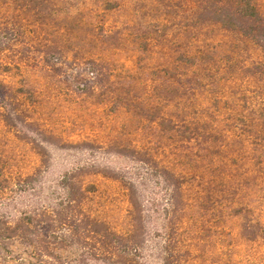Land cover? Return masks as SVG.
<instances>
[{
    "label": "rangeland",
    "instance_id": "obj_1",
    "mask_svg": "<svg viewBox=\"0 0 264 264\" xmlns=\"http://www.w3.org/2000/svg\"><path fill=\"white\" fill-rule=\"evenodd\" d=\"M196 2L0 0V264H264V239L246 217L209 201V167L254 165L247 153L264 159V136H196L180 120L194 115L163 87L186 49L207 45L228 58L227 105L264 131L262 47L247 24L195 39ZM232 116L225 122H243ZM163 118L179 128L163 132ZM123 147L147 157L130 162ZM135 165L148 167L136 187ZM162 166L188 187L184 211H173ZM254 180L245 198L256 207L264 178Z\"/></svg>",
    "mask_w": 264,
    "mask_h": 264
},
{
    "label": "trees",
    "instance_id": "obj_2",
    "mask_svg": "<svg viewBox=\"0 0 264 264\" xmlns=\"http://www.w3.org/2000/svg\"><path fill=\"white\" fill-rule=\"evenodd\" d=\"M190 18L193 27H195L194 38L204 41L214 25L243 28L247 24L249 35L262 47L264 53V17L261 15L258 0H197L196 8ZM186 50L184 55L174 64L175 69L167 71V74L164 75L165 79L163 83L164 90L167 92L166 94L174 92L176 95H179L180 103L178 111L183 115H194L190 121L188 119L185 121L180 119L182 124L190 122L189 125H191L190 128L189 125H183L184 130L182 131L189 128L196 136H200L204 135L203 132L205 130H210L208 132L211 134L213 131L227 129V131L232 130L233 134H236L240 141L252 139L254 135L263 137L264 131L254 128L255 115L252 117H242V110H237L234 109V106L227 105L232 100V97H227L226 95L228 77L225 74V65H227L228 58H225L223 53H213L208 49L207 45L203 44L197 46L194 50ZM257 65L264 67V59L257 62ZM258 70L260 74L262 73L260 76L264 78V68ZM122 92L124 94L119 97L121 101L125 98L123 96L129 94V90L125 91L122 89ZM236 95H238V90L232 93L233 97ZM129 98L126 97L125 100ZM0 100L1 102L4 101L1 88ZM204 100H207V102H204ZM137 105L138 102H136ZM161 106L160 104L159 107ZM252 113L255 114L254 112ZM261 114L258 115L260 116ZM226 115H233V119H239L243 122L233 125L226 123ZM208 117L209 122L206 119ZM211 120L217 122L214 123L217 125H212V128L210 125ZM221 121L225 123L226 127L218 125ZM156 124L165 133L173 132V130L176 131L179 128L178 121L171 118H163ZM214 150L217 149L214 148ZM117 152L122 157H127V160L130 162L137 161L140 163L141 161L143 163L147 157L146 149H137L136 147H123V150L119 149ZM262 152L259 149L256 153H247L250 158H253V161L255 160L254 165L227 170L224 167H209V176L211 177L209 201L215 205V210L217 209L222 212L226 209L227 211L243 214L247 219V223L244 225L245 228L249 227L254 236L255 234H259L264 239V223L260 221V213L264 212V205L254 207L245 198L246 190L248 187L251 188L249 185L251 182H248V177L252 175L255 180L259 177L264 178V159H261ZM242 154L246 157L248 156L245 151L241 152ZM233 168H237V166H233ZM147 169V165H135L134 170L142 172L139 175V181H131L132 186L136 187V185H139L138 183H143ZM101 170L102 172H108L105 167ZM160 171L166 183V189L170 191L172 198L175 200L173 211L176 209L184 211L188 187L185 181L181 180V173L173 169L170 170L165 166H162ZM111 175L115 178L126 179L125 175L120 171H113ZM253 184L256 185L255 182L251 185ZM217 203L219 206H216ZM165 210L166 213L167 210L168 212L171 211L169 208ZM253 215L256 216L255 219H253Z\"/></svg>",
    "mask_w": 264,
    "mask_h": 264
}]
</instances>
